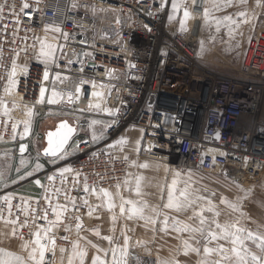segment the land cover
Listing matches in <instances>:
<instances>
[{"label": "built area", "instance_id": "2783aa9c", "mask_svg": "<svg viewBox=\"0 0 264 264\" xmlns=\"http://www.w3.org/2000/svg\"><path fill=\"white\" fill-rule=\"evenodd\" d=\"M189 1L195 25L203 19L208 3ZM24 2L30 8L19 13ZM73 2L41 0L37 6L34 0H7L8 7L0 19V97L9 109L7 116L0 111V143H14L17 159L30 154L34 159L40 156L32 152L31 142L43 139V133L23 139L20 136L23 121L29 119L28 109L34 113L32 122L48 120L52 115L46 98L38 103L40 87L45 88L47 80L43 78L45 65L36 59L40 45L37 38L61 47L60 57L55 56V62L47 65L49 76L68 73L106 87L100 108L111 121L101 143L83 139L78 142L79 150H74L63 166L48 168L43 173L46 185L39 193H12L11 215L0 199L5 209L0 220L10 223L19 238L27 239L38 227L48 226L42 219L33 223L32 216L43 215L41 210L47 209L51 220L49 203L54 207L63 204L66 196L76 200L84 197V177L97 191L123 186L131 167L130 156L125 159L109 149L101 150L128 129L140 131L137 156L158 160L168 167L217 174L238 184H255L264 177V34L255 33L238 70L223 75L199 61L196 38L190 35L194 25H189V18V34L179 33L176 24L168 22L167 6L160 9L156 0H75L77 6L72 7ZM13 4L18 16L9 10ZM37 7L42 11L37 12ZM45 25L52 27L45 32ZM55 27L61 32H55ZM63 33H68L67 39ZM85 52L91 55L85 56ZM13 60L18 65L19 83L9 94L4 89ZM25 66L27 75L23 73ZM74 95L67 108L72 113L85 112L74 106ZM57 108L61 110L62 105ZM21 143L27 145L23 153L19 150ZM15 161L12 167L18 168L19 162ZM65 167L72 171L61 176L59 170ZM52 175L55 178L49 181L47 177ZM2 186L0 182V189ZM7 191L0 190V198L8 195ZM21 197L28 201L30 209L28 226L23 228L20 224L25 215L16 207H24ZM31 209L37 211L33 213ZM17 217L18 223L13 225L10 221Z\"/></svg>", "mask_w": 264, "mask_h": 264}, {"label": "snow or ice", "instance_id": "6c2138e0", "mask_svg": "<svg viewBox=\"0 0 264 264\" xmlns=\"http://www.w3.org/2000/svg\"><path fill=\"white\" fill-rule=\"evenodd\" d=\"M35 4L38 6L41 3V0H34ZM183 0H172V9L173 12L175 13L176 11H178L179 9V5L180 3H182ZM208 2L210 3L211 7H206L204 9V13H203V17L205 20V24H208L210 21L215 23L216 26V31L219 32L221 29V26H225L228 29V36L231 40L235 39L236 35H243L242 32H238L237 29H239L240 24L241 23H250L251 20L253 19H257L258 16L256 13H253L251 17H249L248 12L247 11H240L238 12L236 15L240 18V19H233V17L231 15H224L223 17H213L211 15L212 11H219L223 8H227L232 6L233 4H237V5H246L247 4V0H208ZM193 3H195V0H193ZM165 4H166V0H161L160 3V9H164L165 8ZM77 4L75 3V0L72 4V7H76ZM8 7L7 4V0H4L3 3H0V19L3 18V14L5 11V8ZM256 7H264V0H256ZM30 5L27 2L22 3L20 9H19V13H23L25 11V9H29ZM9 10L12 12L13 15L18 16L19 13H17L15 11V5H11L9 7ZM37 12L42 11L39 7H37L35 9ZM149 15H152L151 12L148 13ZM184 19H182L180 21V26H181V31H186V26H185V22L186 20L189 18L190 13L187 11V9H185L184 13H183ZM173 16L170 15L169 16V20H172ZM7 27V26H5ZM51 25H45L44 26V30L45 32L48 31L49 28H51ZM147 27V26H145ZM255 25H253V30H254ZM55 32H61V29L59 27H55L53 29ZM150 31V29H148ZM63 36L65 39H67L68 37V33H63ZM39 39V43H40V49H39V53L36 57L37 60H39L40 62H42L45 65V71L43 73V78L45 80L49 79V73L47 71V65L52 62H55V52H56V46L47 43L45 39ZM213 40H215V37H212ZM252 37L249 36L248 37V41L249 43L251 42ZM200 46H201V52L200 54H204V52L206 51L204 42L201 41L200 42ZM240 44L237 41L235 47H239ZM230 50V49H229ZM246 54V53H245ZM3 55V50L2 47H0V56ZM85 56L87 55H91L90 53L85 52L84 53ZM71 63V61H70ZM18 65L16 64L15 60H13L12 62V68L11 71L8 72V82L7 85L5 86L4 91L6 93H11L12 90H14L17 86H18V80L16 79L17 77V69ZM132 67H134V65H132ZM28 69L25 66L23 68V73L25 75H27ZM113 72V70H108V74L111 75ZM81 83H88V81H81ZM93 87L95 88L96 85L95 83H93ZM101 87H103V85H101ZM80 89L77 88V92H79ZM44 94H45V88L44 87H40V99L38 101V103H43L44 102ZM93 96L96 97H103V93L101 92H97L94 91L92 93ZM60 96L59 93L53 91L52 96L48 98V103L49 104H55V103H59V99L58 97ZM72 97L71 95H69V102H71ZM15 106V103H14ZM89 108H94V109H100V103H96L95 105L93 104H89ZM0 111H2L3 115L7 116L9 113V109L7 107V105L5 104L3 97H0ZM104 111L108 112L110 115L114 114L112 109H108L105 108ZM117 112L119 110H116ZM27 115L29 117V119H26L23 121V125H24V129L23 132L20 133L21 139H23L25 136L29 135V132L31 130V125H32V116L34 115L33 110L31 108L28 109L27 111ZM101 123V121H97V120H93L91 121V123L89 124V128H92V136H91V142L92 143H96L98 140L103 139V132H101L99 135H97V132L94 128V126L96 124ZM105 127H110V125H105ZM16 129H17V124L14 123L12 125V132H13V136L12 138L15 139L16 138ZM76 131V129H74L73 127L69 126V124L64 121L61 122V124L59 125V127L57 128L56 132H48L47 136H48V143H49V147L47 149H45V155H51L53 157L56 156V154L58 152L61 151V149L64 148V145L68 143L69 139L72 137L73 133ZM143 131V130H141ZM55 138V139H54ZM216 138L219 139V133L216 134ZM124 143H126V140L121 137L119 140L115 141L114 144H109L106 146V149H102L101 151H107L108 149H111L112 147H114L115 145H123ZM137 143H139V141H137ZM27 148V145L21 143L20 144V152L23 153L25 152ZM74 150H79V144H74L73 145ZM139 150V149H137ZM93 155H96V153H94ZM221 155H226V153H221ZM125 159H127V157H125ZM215 158H213L214 160ZM21 164H24L25 161L22 159ZM147 165H140V167H146ZM42 167V165L40 163H36L35 165V170H39ZM19 169H17V172L19 173ZM72 169L65 167L59 170L60 175L63 176L64 173L67 172H71ZM26 176H32V172H26L25 173ZM77 177H79L80 173L76 174ZM191 174L189 173V176ZM176 177L180 176L179 172L175 173ZM4 172L0 171V182L4 181ZM25 178V176H20V179L23 180ZM55 178V175L52 176H48L47 179L49 181H52ZM140 179L141 178H137L136 179V192L137 194H140ZM16 181H13V183H15ZM76 183H79V181L77 180ZM125 183H127V181H125ZM178 181L177 179H173L172 180V184L170 186H168V197H167V203L163 205L164 208L167 209H175L176 211H185L188 210L190 208H193L196 201L198 200H204V197L201 196H194L193 193H191L189 191V185L188 182H185V187L182 189H177L176 185H177ZM35 184L36 185H40L41 187H43V185H41V181L40 180H35ZM120 186L117 185V188H119ZM47 191V190H45ZM179 192L178 195H176V192ZM83 192L86 194H95L100 198H106L107 200V207L109 209H112L114 207L113 204V194L110 193L107 189H99V191H97V189L95 187H90V185L87 182V177H84V183H83ZM60 194V190L57 189L56 190V195L58 196ZM116 195H119V192H117ZM45 199H48L47 196L44 197ZM4 201V204L7 205V212L9 213V215H11L12 213V199L13 196L11 193H9L8 195L0 198ZM21 199L24 202V207L21 208L20 205H17L16 207L19 208L25 215V220L23 221V223L20 224V227H26L28 226V214H29V207L28 205V201L25 200L23 197H21ZM66 199H70L71 204L73 206V208L75 209L76 207V198L75 197H67ZM240 198H238L239 200ZM222 203H226L228 204V206L230 208H232L234 211H239V207L238 204L235 203H231L229 201H227L226 198H222L221 200ZM36 203H39V200L36 201ZM4 204H0V218H3V213H4ZM83 204L84 205H88V200L84 199L83 200ZM125 204L127 205H131V208H129L127 211L129 213L128 218L132 219L133 217H137L139 219H143L146 221V223H150L155 225L156 224V220L153 219L152 216H146L145 215V209L148 207V205L145 203H141L139 206L137 205L136 201L133 200H124L123 197H121V204H120V212L121 214H123L125 212ZM208 204V208L207 211L209 212H213L215 206L212 204V202L209 200L207 201ZM49 207H51V211L55 214L56 219L55 220H48V210L47 209H43L41 210L43 212V215H33L32 216V221L33 223H35L36 220L42 219L47 221L48 226H40L37 228V230L32 233V235L34 236V239L31 241H25L21 247L23 249H28L29 246L31 245V249L30 251H28L27 257L18 255L14 252L11 251H7L6 249L0 248V264H52L51 261H46V253L47 252H52L54 254V249H55V237L53 235H50L51 231H52V226L57 225L58 222L61 220V216L64 212L68 211L67 205H61V204H56L54 207L51 206V204L49 203ZM31 211L33 213H35L37 211V209H31ZM93 209L91 207H89V215L92 214ZM205 211V209L202 207L200 209L199 212H194V215L197 216L200 220V225L201 227L199 228H192L189 225H182L177 227V225L180 223L179 221H176L173 224V227L175 228V230L177 232H184V231H190L192 233H200L201 237L205 240V241H220V240H226V241H230L231 247L230 248H225L222 244H217L216 247H209L207 245V243L204 245L203 247V256L201 257V259L198 261V264H264V235H258V234H254L251 231L246 230L243 227H239L238 226V222L237 223H232V224H219L216 223L215 227L218 231H211L208 230L207 234L205 235L206 229L203 227L205 224V217L203 216V212ZM152 212L154 213L155 216L159 217L161 215V212L156 209V208H152ZM215 215H219V212H216ZM241 215L243 216L244 214L241 213ZM76 220H80V217L77 216L75 217ZM113 221H115L116 217L113 216ZM169 217L167 215L164 216V228L161 229L162 231H166L167 230V222H168ZM19 218L17 217V219L11 220L10 222L13 225H16L18 223ZM77 230L79 231V229L81 228V224H77L76 225ZM155 230V229H154ZM93 231L95 232V234L97 236L100 235L99 231L97 229H93ZM16 234V229H13V235ZM22 238V237H21ZM102 239L108 240L109 243L111 244V242L113 241V237L112 236H105L102 237ZM251 240L253 243H257V247L259 248L260 251V255H257L255 253H251L248 251V249L245 247V241ZM124 246L119 248V249H110L111 253H112V261L111 264H129V257L132 255L128 250H127V241H128V237L125 235L124 237ZM89 243H91V241H89ZM184 253L185 255L188 254V252H194L196 253L198 256L201 253V249L199 247H192L188 241H184ZM51 245V247H50ZM93 247H95V245H93ZM60 251L63 253L65 251V249L61 248ZM117 251H119L120 255L119 258H117ZM147 251V249H146ZM215 253L216 256H218V259H211V255ZM107 255V253H106ZM87 256V251L85 249H82L79 245V241H76L73 243L72 245V251L71 254L68 257V264H84L85 261V257ZM139 256L136 257V261L139 262ZM92 264H108L107 260H101L99 256H95L92 258ZM159 264H179V261L177 260H173V261H160Z\"/></svg>", "mask_w": 264, "mask_h": 264}, {"label": "crops", "instance_id": "0c3cea01", "mask_svg": "<svg viewBox=\"0 0 264 264\" xmlns=\"http://www.w3.org/2000/svg\"><path fill=\"white\" fill-rule=\"evenodd\" d=\"M159 3H161V0H157ZM190 1L189 0H183L182 3L179 5L178 11L175 13L172 9V0H166V5H168V17L172 15L173 19L170 21H174L176 24L178 22L179 13H184L185 9L187 11L190 7ZM207 7H211L210 3L207 0ZM240 11H247L249 17L252 16L253 13H256L258 18L251 20L250 23H241L239 29H237L238 32H242L243 35H236L234 40L230 41V38L228 36V29L225 26H221V29L219 32L216 31V26L214 22H209L206 24V28L208 32H211L212 36L215 37V40L212 39V42L217 46H222L223 44L229 46L234 45L235 41H238L242 39L247 46L248 37L253 36L255 33H258V30H262L264 32V7H256V0H247L246 5H237L233 4L230 7L223 8L219 11H212L211 15L213 17H223L224 15H231L233 19H240L236 14ZM204 18V17H203ZM253 25H255L253 30ZM73 84H70L72 87ZM70 87V88H71ZM60 106V104H59ZM60 110V109H58ZM78 120V121H77ZM84 119L81 120L78 118L76 119V127L77 131L76 134L73 136L74 138L71 140L75 141L74 144H77L78 142L82 141L83 139L87 138L84 136L78 135V124L82 123ZM80 121V122H79ZM57 120L54 122L56 125ZM85 122V121H84ZM87 123H91L90 121L86 122L84 125H87ZM48 130L47 128H43V130H40L41 133H43V139H33L31 142V150L34 154H37L39 157L36 158V163H40L42 167L39 170H35V165L33 167V170L31 171H23V168L20 167L21 160L24 161L31 160L32 156L31 154L28 156H25L24 158L17 159L15 157L14 153V147L15 144L10 143L7 144L8 148L11 153V159L17 160L19 162L18 168H11V172L15 174L12 176L6 168L4 169V181H3V188L7 189V193H13V194H37L42 190L45 185V177L44 172L54 166H59L53 164L58 158L61 157V155L68 154L66 152L67 148L64 150L63 153L60 155H57L55 157L53 156H46L44 155L41 150L45 146V138L44 134L45 131ZM125 133H123L121 136H124ZM138 134V133H137ZM83 137L82 139H80ZM105 137V136H104ZM103 137V139H104ZM102 139V140H103ZM101 140V141H102ZM99 141L98 143H101ZM139 141V140H138ZM97 143V144H98ZM69 145V144H68ZM120 147L119 145H117ZM115 148V147H114ZM112 149V148H111ZM109 149V150H111ZM74 152V149H73ZM137 152V151H136ZM115 155L117 152H113ZM122 156L118 157H126L130 156V170L128 174L127 183H125L123 186L116 188L112 187L110 189H107L110 193L113 194V204L114 207L112 209H109L107 207V200L106 198H100L95 194H86L85 197L80 198L77 200V203L83 202L84 199L88 200L87 205V214L82 216L84 218V221L76 220L75 217L77 212L76 207L73 208L70 199H66L65 202L61 205H67L68 211L64 212L61 216V220L58 222L57 225L52 226V231L50 235H53L55 237V249H54V255L56 258L57 263H61V254L66 257L67 264H68V257L71 254L72 251V245L74 242L79 241V245L82 249H85L87 251V256L85 257L84 264H92V258L95 256H99L101 260H104L105 256L109 255L111 251L109 249H112L113 246L110 247V243L108 240L102 239V237L105 236H112L113 240L114 238H124L125 235L128 237V239L133 237H138L139 239H144L145 243H152L154 247H160L162 244L168 243L171 244L176 240L177 237V231L173 227L174 222L171 226L167 223V230L162 231L161 229L164 228V224L162 222V218L160 219V225L156 228L155 225L146 223L145 220L139 219L137 217H133L132 219H129V213L128 209L131 208V205L125 204V212L121 214L120 212V204H121V197L124 198V200H133L137 202V205L139 206L141 203H145L148 205V207L145 209V215L146 216H152L153 219H157L158 217L154 215L152 212V208L158 209L160 212H170L171 210L175 209H167L164 208L163 205L167 203V197H168V186L172 184V180L175 178L178 181L176 187L180 184L182 188L185 187V182H188L187 175H183L181 177L172 176L173 171L167 172V168L165 163H162L158 160H152L148 159L146 157L140 156L138 157L133 150H126V152H121ZM35 160V159H34ZM161 163L158 164V163ZM53 164V165H52ZM163 164V165H162ZM140 165H147L146 167H140ZM61 166H63L61 164ZM161 166V167H159ZM17 169H19V173L17 172ZM27 170V169H26ZM26 172H32V175H35L34 177L27 180V176L25 175ZM188 174V173H187ZM175 175V174H174ZM10 176V177H9ZM20 176H25L23 180L20 179ZM140 179V194H137L136 192V179ZM35 180H40V185L35 184ZM13 181H16L13 183ZM180 183V184H179ZM117 192H119V195H116ZM246 203V209L244 210V215L242 216L240 213L231 211L230 216L224 217L223 224H232L237 223L239 227H243L248 231L253 232L254 234L258 235H264V177L262 178V181L256 188H253L250 192V194L245 199ZM89 207L93 209L92 214L89 215ZM113 216L116 217L115 221H113ZM81 217V215L79 216ZM56 216L53 213L51 220H55ZM86 219V220H85ZM81 224V228L79 231L76 228L77 224ZM86 223V224H85ZM93 229H97L100 233L99 236L95 234ZM155 229V230H154ZM208 230V229H206ZM167 232V233H165ZM34 239V236H30L27 241H31ZM0 241H2L3 246H7V249L11 252H14L18 255L27 257L28 251L31 249V245L28 249H23L21 245L25 242V240H20L18 237L13 235V230L10 225H8L5 222L0 221ZM91 241V243H89ZM217 244H222L225 248H230L231 244L230 241L226 240H220L216 241ZM258 241L256 243H253L251 240L245 241V247L248 249L249 252L255 253L257 255H260L259 248L256 246ZM95 245V247H93ZM51 247V245H50ZM63 248L65 251L62 253L60 249ZM107 253V255H106ZM48 255L54 256L52 253L47 252L46 257ZM213 257L216 256L215 253L212 254ZM219 258V257H218ZM78 264V262H77Z\"/></svg>", "mask_w": 264, "mask_h": 264}, {"label": "rangeland", "instance_id": "374dc122", "mask_svg": "<svg viewBox=\"0 0 264 264\" xmlns=\"http://www.w3.org/2000/svg\"><path fill=\"white\" fill-rule=\"evenodd\" d=\"M166 6L168 8V5H166ZM188 12H189V10H188ZM167 17H168V15H167ZM178 19L179 20H178L177 24L174 21H170L169 19H168V22L175 23L177 26L176 30L179 33H183L184 35L189 34L188 26H187L188 19L185 22V26L187 29L186 31H181L180 21L182 19H184V16H183V14H181V12L179 13ZM192 19L193 18H191L189 16V21L191 20V21L195 22V20L194 19L192 20ZM194 22L192 23V25H194ZM258 33H260L262 35L264 34V32L262 30H258ZM191 34L193 36H195V38H196V45H195L196 54H197V57L199 58V61L201 62V64L204 67H206L208 69H212V70H214L220 74H223V75L224 74H231L232 72H235L236 69L238 70V68L242 62L241 59H242L243 55L245 54L246 48H247V46L245 45V43L242 39L238 40V42L240 44V46L238 48L235 47L237 41H235L234 45H229V46H227L225 44H223L222 46L215 45L212 42V37H211L212 33L208 32V30L206 28L204 18L202 20H200V22H198L197 24L194 25V30L192 33H190V35ZM201 41L204 42V45L206 48V51L202 55L200 54V52H201L200 42ZM47 43H49V42H47ZM50 44L56 46L55 56L60 57L61 47L58 44H55L52 42H50ZM39 49H40V45H39V48L37 50L36 57L39 53ZM81 81H88V83L93 82L91 79H82V78L77 79L76 77H73L68 73H54V74H51L49 76V79H47V82H46L47 86L45 87L44 98H46V100L48 101V98L51 97L53 91H55V92L60 94V96L58 97L59 103L49 104V106L51 107L50 109H51V114H52L50 119H48V120H43V119L36 120V119H34L33 120L32 125H31V130L29 132V134L31 136L32 135L34 136V133H39L40 130H43L44 127L45 128L48 127V129H53V127H55L54 122L56 120L57 121L69 120L71 123H77L76 119L79 118L81 120L83 118L84 120L82 121V123L78 124V132H77L78 135L87 137L85 139L91 141L93 129L89 128V123H87V125H84V124L88 121L91 122L93 120H97V121H101V123L96 124L94 126V128L97 132V135H99L101 132H103V137H104V134H105L106 130L108 129V127H105V125L110 124V122H111L110 118L108 117V115L106 113H102L101 108L100 109L89 108L90 103L93 105H95L96 103H100L99 97L93 96L92 94H91V98L89 100V103L87 105V108L85 109L82 107L83 106L82 105L83 96L81 93V86H82ZM88 83H86V85ZM93 83H95L96 87L95 88L92 87L91 93H93L94 91L102 93L104 91V89H102L100 83H97V82H93ZM70 84H73L72 87L70 86ZM84 84L85 83H83V85ZM77 88L80 89V91H79L80 93L76 92L77 95L74 98V106L79 108V109L85 110V112H81L78 114L70 112L69 108H67V107H69V103H70L69 102V95H71V97H72L73 93L75 92V90ZM59 104L62 105L61 110H58V108H57V106ZM100 106H101V103H100ZM137 132L138 131L135 129L125 130L124 136H120L118 138V140L121 137H123L126 140V143H124L121 146L119 145L120 147L115 145V148H112L111 152L116 151L117 152L116 156H122V155H120L121 152H126V150H128V149L133 150L134 152L138 151L137 150L138 143L131 140V137H133V136L135 137V134ZM82 138L83 137H81L80 139H82ZM101 140L102 139L98 140L96 143H93V144H97ZM132 142H134V144H130ZM74 143H75L74 140H73V142L70 141V143L67 147V150H66V152L68 154L64 153L53 164L56 163V165H58V164L61 165L66 161V159L68 158L69 155H72L73 153H75V151L73 152ZM10 150H9L8 145L6 143H0V166H3L4 169L6 168L9 172H11L10 169L12 168V164L16 162L15 160H13L14 158L11 159L12 162H10V158H11ZM138 157H140V156H138ZM36 160L37 159L34 160V158H32L31 160H27V161H25L24 164H21L20 167L23 168V171H28V170L31 171V170H33V167L35 165ZM158 164L161 165V163H158ZM159 167H161V166H159ZM166 168L168 169L167 172H169V171L174 172V173H172V176H175L174 174L176 172L180 173L179 177H181L183 175H187L189 191L191 193H193L194 196H201V197H204L205 199L196 201L193 208H190V209L185 210V211L171 210L170 212H161V215L156 219V224H155L156 228L160 225V222H162V221H160V219L162 218V220H164L165 215H167L169 217L168 222H167L169 226H171V224H173L172 221L174 223L176 221H179L180 223L177 225V227L186 224L192 228H199V227H201L200 220L197 216L194 215V212H199L200 209L203 207L205 209V211L203 212V216L206 218L205 224L203 227L205 229H208L211 231H218L215 227L216 223L223 225V222H224L223 218L230 216L231 211L237 212L240 214L244 213V210L246 209L245 199L250 194L251 190L253 188H256V186H258L260 184V182L262 181V179H261L258 182H256L255 184H252V183L238 184V183L230 181L229 179H225L223 176L217 175V174L212 175V174H207V173H203L200 171H184L183 172V171L177 170L175 168H172L170 166L169 167L166 166ZM189 173L191 174L190 176H189ZM10 174L12 176L15 175L12 172ZM35 175L27 176V180L34 177ZM177 181H179V180H177ZM181 185H183V184L178 185L176 188L182 189ZM1 188L4 190H7V189L3 188V186ZM2 189H0V190H2ZM178 194H179V192L177 191L176 195H178ZM84 197H85V195H84ZM222 198H226L227 201H229L231 203L238 204L239 211H234L232 208H230L228 206V204L222 203L221 202ZM238 198H240V199L238 200ZM209 200L215 206L213 212L207 211V208H208L207 201H209ZM76 204H77L76 209H78V210H76V212H77L76 216L81 215L80 219L82 221H84V218L82 216L86 215L88 212L87 208H86L87 205H84L83 202H80V201L77 203V200H76ZM216 212H219L218 216L215 215ZM0 221L5 222L8 225H10L12 230L14 229L12 227V225L10 223H8L7 221H4V220H0ZM162 224H164V223L162 222ZM208 230H206L205 235L207 234ZM165 233H167V232H165ZM176 233H177L176 234L177 237L173 243H171V244L165 243V244H162L160 247H154L152 245V243H149V241H148V243H145L144 239H139L138 237L135 238V237L131 236L127 241V250L132 254L128 258L129 264H159L160 261H173V260L179 261V264H198V261L203 256V247L206 243L209 247H216L217 246L216 241H205L201 237L200 233H198V232L192 233L190 231H184V232H176ZM15 236L18 237L16 234H15ZM18 239L25 240V241L28 240V238L27 239H21L19 237H18ZM184 241H188V243L192 247H199L201 249L200 255L198 256L194 252H188V254L185 255L184 244H183ZM1 243H3V242L0 241V248H3V249L7 248V246H3V244H1ZM124 243H125L124 238L123 239L122 238H118V239L114 238V240L110 244V247L113 246L112 249H119V248L124 246ZM146 249H147V251H146ZM7 251H9V250H7ZM49 253H52V252H49ZM119 255H120V253H119V251H117V258H119ZM137 256H139V258H140L139 262L136 261ZM210 258L211 259H218V256L213 257V255H211ZM104 260H107L108 264H111L112 253H109V255L105 256ZM46 261H51L52 264H59L56 261L55 255L54 256L48 255L46 257ZM60 264H67L66 257L64 258V256L62 254H61V263Z\"/></svg>", "mask_w": 264, "mask_h": 264}, {"label": "bare ground", "instance_id": "6f19581e", "mask_svg": "<svg viewBox=\"0 0 264 264\" xmlns=\"http://www.w3.org/2000/svg\"><path fill=\"white\" fill-rule=\"evenodd\" d=\"M193 20V19H192ZM194 21H189V25L191 26L192 25V23H193ZM197 35V34H196ZM237 70V69H236ZM19 72V70H17V73ZM102 85V84H101ZM92 87H93V82L91 83V82H89L87 85L86 84H84V87L82 88V86H81V93H82V96H83V103H82V107L83 108H87V105H88V103H89V100H90V98H91V90H92ZM102 89H104V91L102 92L104 95H103V97H99V102L101 103V105H102V102H103V100H104V98H105V95H106V87L103 85V87H102ZM77 89L75 90V92H74V98L76 97V95H77ZM78 93H80V92H78ZM66 121H68V122H70L69 120H66ZM71 123V122H70ZM129 130V129H128ZM138 131V130H137ZM46 132V131H45ZM138 133V134H137ZM136 134H135V137L133 136V137H131V140L132 141H135V142H137L139 139H140V131H138ZM130 144H134V142H132V143H130ZM135 154L136 155H138L136 152H135Z\"/></svg>", "mask_w": 264, "mask_h": 264}, {"label": "water", "instance_id": "95a60500", "mask_svg": "<svg viewBox=\"0 0 264 264\" xmlns=\"http://www.w3.org/2000/svg\"><path fill=\"white\" fill-rule=\"evenodd\" d=\"M64 121H66V120H60V121L56 122V125H55V127H53V129H48V130L45 132V134H44V138H45V146H44V148L41 150V152H42L44 155H45V149H47V148L49 147L47 133H48V132H56V130H57V128L59 127V125L61 124V122H64ZM66 122L69 124V126L73 127V128L76 129V131H77L76 123H70V122H68V121H66ZM76 131L73 133V135H72V137L69 139L68 143L64 145V148L61 149V151L58 152V153L56 154V156H57V155H60L61 153L64 152V150L68 147V144L70 143V141L74 138L73 136L76 134ZM54 139H55V138H54ZM114 142H115V141H114ZM114 142H111V144H114ZM114 147H115V146H114ZM114 147H112V148H114ZM46 156H51V155H46Z\"/></svg>", "mask_w": 264, "mask_h": 264}]
</instances>
